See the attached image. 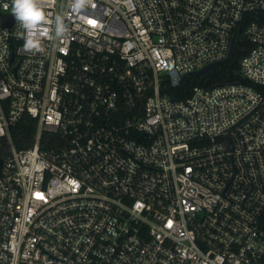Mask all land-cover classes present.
I'll return each mask as SVG.
<instances>
[{"label":"built area","instance_id":"1","mask_svg":"<svg viewBox=\"0 0 264 264\" xmlns=\"http://www.w3.org/2000/svg\"><path fill=\"white\" fill-rule=\"evenodd\" d=\"M45 12L69 31L25 54L0 0V264H264V0ZM239 32L242 82L171 96Z\"/></svg>","mask_w":264,"mask_h":264},{"label":"trees","instance_id":"2","mask_svg":"<svg viewBox=\"0 0 264 264\" xmlns=\"http://www.w3.org/2000/svg\"><path fill=\"white\" fill-rule=\"evenodd\" d=\"M250 49V45L239 32L237 34L235 54L228 62L215 67L202 76H189L184 85L178 88H167V91L177 99H186L191 96L195 87L212 88L216 85L242 82L243 79L240 75L241 61H243L242 59L248 54ZM37 130L36 123L26 117L12 129V139L15 146L19 149L30 147L34 143ZM8 152V142L2 140L0 142V164L4 161Z\"/></svg>","mask_w":264,"mask_h":264},{"label":"clouds","instance_id":"3","mask_svg":"<svg viewBox=\"0 0 264 264\" xmlns=\"http://www.w3.org/2000/svg\"><path fill=\"white\" fill-rule=\"evenodd\" d=\"M92 0H69V7L73 12H83ZM5 9L8 5H4ZM11 11L18 25V36L24 41L21 51L25 54L44 52L42 37L49 40H62L69 31L65 18L57 14L54 21L49 20L45 12V0H11ZM45 24H54L53 29L44 27ZM53 34H49V33Z\"/></svg>","mask_w":264,"mask_h":264},{"label":"water","instance_id":"4","mask_svg":"<svg viewBox=\"0 0 264 264\" xmlns=\"http://www.w3.org/2000/svg\"><path fill=\"white\" fill-rule=\"evenodd\" d=\"M263 22H264V18H263ZM233 45H234V41H233ZM233 53H234V46H232V48L230 50V54H229L228 60L233 56ZM228 60H226L225 62H227ZM219 65H220V63L211 64V65L207 66L206 68L202 69L201 71L196 72L194 74V76L199 77V76H202L204 74H207L209 71H211L212 69H214L215 67H217ZM186 78H188V77H185V78L182 79L181 84H184ZM0 169H1V164H0Z\"/></svg>","mask_w":264,"mask_h":264}]
</instances>
